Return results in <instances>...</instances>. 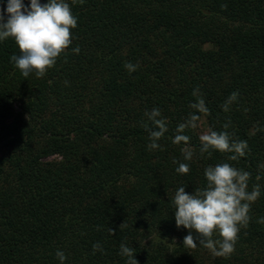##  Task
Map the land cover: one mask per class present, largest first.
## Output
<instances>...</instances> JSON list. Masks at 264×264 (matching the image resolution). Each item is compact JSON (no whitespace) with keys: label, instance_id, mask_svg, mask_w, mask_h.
Listing matches in <instances>:
<instances>
[{"label":"trees","instance_id":"1","mask_svg":"<svg viewBox=\"0 0 264 264\" xmlns=\"http://www.w3.org/2000/svg\"><path fill=\"white\" fill-rule=\"evenodd\" d=\"M65 2L77 27L43 78L23 77L10 62L14 40L0 42V264H61L58 250L63 264H127L121 243L138 264H264V131L252 134L264 128V0ZM126 62L139 67L129 73ZM197 87L210 110L196 113L198 123L220 132L230 120L245 157L201 155L198 127L185 130L194 155L184 161L172 139ZM153 108L168 121L162 151L147 147ZM224 162L251 173L249 191L261 185L227 258L183 246L188 230L177 228L172 203L179 187L204 188L205 168ZM179 163L190 172L177 173ZM96 243L103 251L93 254Z\"/></svg>","mask_w":264,"mask_h":264},{"label":"clouds","instance_id":"2","mask_svg":"<svg viewBox=\"0 0 264 264\" xmlns=\"http://www.w3.org/2000/svg\"><path fill=\"white\" fill-rule=\"evenodd\" d=\"M85 0H78L83 4ZM223 9L227 5H221ZM77 27V18L73 15L69 3L65 0H47L41 5L39 0H29L25 6L23 0H7L6 7L0 13V42L9 38L13 39L19 55L13 54L10 62L27 78L33 72L36 78H43L47 71L57 62L58 57L66 52L72 44V29ZM79 53V46L72 49ZM124 67L129 73L135 72L139 64L126 62ZM67 84V82H65ZM192 95L196 101L189 107L194 110L188 118L180 123L176 130L172 143L180 145L184 161H191L194 150L189 146L190 137L185 135L186 129H197L200 127L201 115H210L205 100L199 87L193 90ZM238 92H233L222 105L224 112L230 111V106L237 101ZM247 111V110H245ZM147 123L143 124L144 129L149 133V150H163L159 141L169 131L168 121L162 117L158 108L145 112ZM151 125V127H150ZM231 121H227L224 131L217 132L211 127L199 136L201 142V155L207 153L210 157L212 150L220 153H231L229 161H238L249 152L246 140L234 138V134L227 131ZM264 131V128L254 127L252 134ZM173 163H178L175 159ZM264 167V166H261ZM179 174H188L190 166L188 163H179L175 169ZM206 185L197 189L195 193H187L185 187H179L173 198L175 207V223L177 228L183 227L188 230L184 237L183 246L195 250L199 246L207 249L214 257H230L235 251L238 241V234L241 228H247L251 220L249 215L251 205L261 195L259 183L252 186L249 191L251 173L234 167L224 162L215 166H208L204 170ZM261 176H257L259 181ZM257 223H264V217L257 220ZM122 225V224H121ZM99 230V229H98ZM113 235V231L109 229ZM193 233L196 235L194 236ZM218 236V238H216ZM93 254L103 251L99 243L93 244ZM135 249L120 244V255L127 257V264H138L134 258ZM56 257L61 264L66 260L63 251H57Z\"/></svg>","mask_w":264,"mask_h":264},{"label":"rangeland","instance_id":"3","mask_svg":"<svg viewBox=\"0 0 264 264\" xmlns=\"http://www.w3.org/2000/svg\"><path fill=\"white\" fill-rule=\"evenodd\" d=\"M199 130L201 131V133L203 134L205 132V126L200 125Z\"/></svg>","mask_w":264,"mask_h":264}]
</instances>
